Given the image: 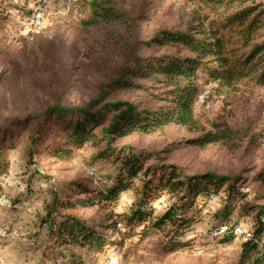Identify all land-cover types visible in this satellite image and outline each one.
Returning a JSON list of instances; mask_svg holds the SVG:
<instances>
[{
    "label": "trees",
    "instance_id": "trees-1",
    "mask_svg": "<svg viewBox=\"0 0 264 264\" xmlns=\"http://www.w3.org/2000/svg\"><path fill=\"white\" fill-rule=\"evenodd\" d=\"M69 1L80 29L122 26L133 37L128 41L110 33L112 41H122L126 60L86 104L57 101L0 125V177L9 168V152L20 146L30 157L46 153L59 159L91 148L97 159L117 165L112 184L105 189L91 188L92 181L80 179L55 182L40 166L34 167L33 174L49 186L42 224L48 226L50 245L46 253L52 250L51 260L55 264H87L96 255L122 244L120 235L127 237L137 227L142 239L163 235L169 250L190 247L191 240L185 233L200 221L212 190L221 201L214 213L218 221L214 230L230 225L235 211L241 217L252 215V237L241 242L239 264H264V194L238 188L235 175L213 170L192 172L161 155L213 143L236 146L240 132L226 122L215 119L209 122L211 129L206 128L199 111V95L203 84L212 85V94L225 100L241 85L264 88V0H199L208 13L197 24H189L184 30L164 27L150 39L138 36V21L149 18L144 12L133 15L116 0ZM0 19L6 16L1 13ZM140 46L169 50L145 56L136 52ZM109 90L144 92L160 105L146 106L140 98L107 101ZM170 125L183 126L198 136L173 140L159 153L136 150L130 143L121 142L134 134L161 133ZM16 126L22 129L16 131ZM263 139L253 138V147L264 145ZM249 172L255 173L253 180L264 188V164ZM123 191L134 196L129 213L114 210ZM163 197L167 202L163 203V212L156 215L153 203ZM90 207L102 209V219L84 215ZM122 223L127 225L128 234L119 228ZM116 235L120 240H115ZM218 238L225 243L235 236L229 230Z\"/></svg>",
    "mask_w": 264,
    "mask_h": 264
},
{
    "label": "rangeland",
    "instance_id": "rangeland-1",
    "mask_svg": "<svg viewBox=\"0 0 264 264\" xmlns=\"http://www.w3.org/2000/svg\"><path fill=\"white\" fill-rule=\"evenodd\" d=\"M133 15L148 14V20H139L141 39H150L161 28L184 30L189 24H197L208 10L199 0H116ZM69 0H51L41 27L31 25V16L39 8V0H0V125L14 118H23L29 111L42 109L47 104L60 101L64 105H84L97 95L101 83L109 81L115 68L122 64L125 52L122 41L133 35L122 26L101 25L98 29H80L74 21L76 15ZM167 47L140 46L136 52L142 55L162 54ZM173 51V49H170ZM212 85L202 86L201 94L206 103H199V111L207 129L209 122H226L239 130L236 146L222 143L206 147H186L169 153L164 158L175 161L192 172L218 171L237 176L238 188L264 194L263 186L253 180L254 172L264 164V145L253 147L251 140L264 136V88L241 85L228 100L211 92ZM144 99L146 106L160 104L144 92L109 90L106 100ZM20 131L22 126L14 127ZM198 136L180 125H170L154 135L134 134L121 140L130 143L136 150L151 153L162 152L173 140ZM257 152V153H255ZM9 168L18 181L14 185H1L0 197L6 196L12 205L0 202V226L19 231L17 238H0V264H55L47 251L48 226L42 224L44 202L48 200V185L43 178L33 174L34 167L53 177L55 182L65 183L80 179L92 181L91 188L105 189L111 186V178L117 171L114 162L97 159L95 150L85 148L76 151L69 159L51 158L46 153L27 155L23 146L9 152ZM250 167V168H248ZM38 168V167H37ZM3 174V175H4ZM1 175V176H3ZM31 187L30 190L28 188ZM211 200L206 202L200 221L194 223L185 236L191 240L190 247L169 250L166 238L153 234L145 238L137 227L130 235L124 223L119 228L122 244L106 253L98 254L87 264H107L112 252L114 264H239L241 241L232 239L221 242L213 234L218 221L214 213L220 207L219 195L210 191ZM226 192L223 190L221 196ZM134 196L122 192V199L114 207L119 213H129ZM167 197L153 203L155 214L163 212ZM93 220L103 217L102 209L90 207L83 212ZM252 215L241 217L235 211L228 222L252 228ZM107 232H112L108 230ZM116 235L115 240H120ZM119 242V241H118Z\"/></svg>",
    "mask_w": 264,
    "mask_h": 264
},
{
    "label": "built area",
    "instance_id": "built-area-1",
    "mask_svg": "<svg viewBox=\"0 0 264 264\" xmlns=\"http://www.w3.org/2000/svg\"><path fill=\"white\" fill-rule=\"evenodd\" d=\"M49 2H51V0H39V8L31 16V25H33L34 27H41L44 24L45 12L47 10V6ZM199 101L206 102V98L204 94L199 95ZM262 142L264 144V139L262 140ZM0 183L1 185H5V184L14 185L17 184L18 181L16 180L13 174L6 173L0 177ZM0 202L9 207L12 205V202L6 196H1ZM229 230H231L235 238L241 242L247 241L252 237V231L248 228H245L241 224L238 225L223 224L219 228L214 230L213 233L215 236H221ZM19 236L20 233L18 230L16 229L8 230L0 226V238H17ZM115 262H116V255L114 252H112L110 254L109 260L107 261V264H114Z\"/></svg>",
    "mask_w": 264,
    "mask_h": 264
}]
</instances>
